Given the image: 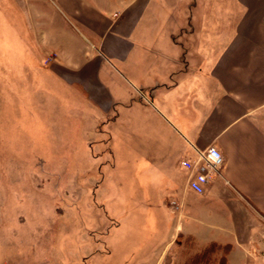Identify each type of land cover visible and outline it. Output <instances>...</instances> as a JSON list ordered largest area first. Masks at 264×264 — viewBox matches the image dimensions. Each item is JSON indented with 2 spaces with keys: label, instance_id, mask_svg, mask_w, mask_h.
Masks as SVG:
<instances>
[{
  "label": "crops",
  "instance_id": "obj_1",
  "mask_svg": "<svg viewBox=\"0 0 264 264\" xmlns=\"http://www.w3.org/2000/svg\"><path fill=\"white\" fill-rule=\"evenodd\" d=\"M194 2L10 0L3 64L26 97L56 82L89 108L137 115L141 131H169L158 160L180 196L178 209L169 205L178 219L155 264L179 258L181 236L197 252L231 244L227 264H252L264 249V0H206L197 14ZM212 145L224 161L197 194L182 160Z\"/></svg>",
  "mask_w": 264,
  "mask_h": 264
},
{
  "label": "rangeland",
  "instance_id": "obj_2",
  "mask_svg": "<svg viewBox=\"0 0 264 264\" xmlns=\"http://www.w3.org/2000/svg\"><path fill=\"white\" fill-rule=\"evenodd\" d=\"M13 7L0 0V264H155L178 219L180 196L158 160L169 131H141L137 115L89 108L56 82L26 97L3 64ZM192 11L206 13V0ZM177 240L170 264H186L195 238Z\"/></svg>",
  "mask_w": 264,
  "mask_h": 264
},
{
  "label": "built area",
  "instance_id": "obj_3",
  "mask_svg": "<svg viewBox=\"0 0 264 264\" xmlns=\"http://www.w3.org/2000/svg\"><path fill=\"white\" fill-rule=\"evenodd\" d=\"M223 161V154L215 145L200 151L195 158L182 160V165L191 171L187 184L188 189L197 194L205 193L208 183ZM252 264H264V249L260 253V259Z\"/></svg>",
  "mask_w": 264,
  "mask_h": 264
},
{
  "label": "trees",
  "instance_id": "obj_4",
  "mask_svg": "<svg viewBox=\"0 0 264 264\" xmlns=\"http://www.w3.org/2000/svg\"><path fill=\"white\" fill-rule=\"evenodd\" d=\"M231 244H220L218 242H211L202 250L194 253L188 258L186 264H212L216 261L217 264H227V253L231 250ZM214 254H221L217 260L213 259Z\"/></svg>",
  "mask_w": 264,
  "mask_h": 264
}]
</instances>
